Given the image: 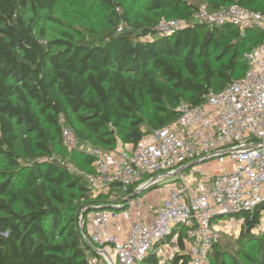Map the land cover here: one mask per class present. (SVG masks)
I'll return each instance as SVG.
<instances>
[{
    "label": "trees",
    "instance_id": "obj_1",
    "mask_svg": "<svg viewBox=\"0 0 264 264\" xmlns=\"http://www.w3.org/2000/svg\"><path fill=\"white\" fill-rule=\"evenodd\" d=\"M84 1L109 10L107 26L83 32L69 25L48 38L23 12L51 11L57 0H0V264H89L81 231L88 209L125 206L135 191V184L125 193L114 184L92 196L82 173H95L96 158L68 149L63 128L102 151L117 142L136 145L174 122L181 102L198 106L243 76L244 53L263 39L260 30L241 35L197 22L161 35L155 25L162 17L190 21L201 2L210 10L239 4L264 13V0H133L134 18L119 13L115 0ZM263 210L264 201L236 213L243 234L259 224ZM256 241L258 256L242 253L240 261L223 259L218 241L209 262L264 264V231ZM140 264H188V257L176 253L159 263L150 253Z\"/></svg>",
    "mask_w": 264,
    "mask_h": 264
},
{
    "label": "built area",
    "instance_id": "obj_2",
    "mask_svg": "<svg viewBox=\"0 0 264 264\" xmlns=\"http://www.w3.org/2000/svg\"><path fill=\"white\" fill-rule=\"evenodd\" d=\"M189 22L231 26L241 35L260 30L262 41L244 53V75L210 91L198 106L181 102L174 122L146 133L136 145L102 151L78 140L69 128L62 130L68 149L96 158L93 174L70 166L85 176L92 196L107 193L114 184L123 193L133 184L137 189L149 182L162 183L167 191L154 211L145 206L147 214L154 212L150 220H131L132 212L144 204L143 194L137 201L128 199L123 210L90 212L82 230L89 264H140L150 253L159 263L182 253L188 264H210L208 253L223 232L215 221L219 215L251 210L264 201V13L239 4L215 10L202 4L190 21L160 18L155 31L171 34ZM227 160L233 161L230 169ZM191 163L196 164L187 167ZM120 219L128 223L123 237L113 230Z\"/></svg>",
    "mask_w": 264,
    "mask_h": 264
},
{
    "label": "rangeland",
    "instance_id": "obj_3",
    "mask_svg": "<svg viewBox=\"0 0 264 264\" xmlns=\"http://www.w3.org/2000/svg\"><path fill=\"white\" fill-rule=\"evenodd\" d=\"M115 1L119 13L124 12L130 18L137 16L139 9L133 3V0ZM201 3L200 5H202ZM23 13L27 20H32L37 32L43 30L46 37L54 38L61 36L64 30L69 31V25L80 28L83 32L87 28L102 29L107 26L106 19L110 12L105 6L98 4L96 1L57 0L56 5L51 11L41 10L36 14L32 10H25ZM48 15L56 17V19L61 21V24L46 19ZM122 26L124 27L126 24L121 23ZM232 162L231 160H227L226 162V166L229 169ZM2 166H4V163L1 161L0 167ZM162 185V183L158 184L161 187ZM161 187H158V189ZM137 200L138 197L133 198V201ZM86 220L87 218L83 220V227L85 226ZM215 221L221 223L223 227V232L219 239L220 253L223 259L228 260L233 257L240 261L242 253L253 257L258 256L259 248L256 237L260 236L264 231V210L261 211L259 224L248 235L243 234V221L241 222L237 214L224 215Z\"/></svg>",
    "mask_w": 264,
    "mask_h": 264
},
{
    "label": "crops",
    "instance_id": "obj_4",
    "mask_svg": "<svg viewBox=\"0 0 264 264\" xmlns=\"http://www.w3.org/2000/svg\"><path fill=\"white\" fill-rule=\"evenodd\" d=\"M121 145L122 144L120 142H117L116 147H120ZM158 187H161V186L157 185L153 188L154 190L147 191L143 194L144 204L142 207H139L138 209H135V211L132 212L131 220L135 218L136 220L145 221V220H150L152 218V216L154 215V212L150 213V215L149 213L147 214L148 210H146L145 206L153 207V211H154L156 208H158V206L160 205L161 201L164 199L167 193L165 187L162 186L159 189ZM120 224L123 225V228L120 227ZM127 228H128V223L120 219L118 220V225L114 227L113 230L116 234L123 237Z\"/></svg>",
    "mask_w": 264,
    "mask_h": 264
},
{
    "label": "water",
    "instance_id": "obj_5",
    "mask_svg": "<svg viewBox=\"0 0 264 264\" xmlns=\"http://www.w3.org/2000/svg\"><path fill=\"white\" fill-rule=\"evenodd\" d=\"M210 157H213V155L212 156H210ZM205 160H207V158H204V159H202V160H200V161H198V163H202V162H204ZM194 164H196V163H191L190 165H188L187 167H190V166H192V165H194ZM187 167H185L183 170H185ZM158 184H155V185H152V184H150V182L149 183H147L146 185H143V186H141V187H139V188H137V189H135V191L132 193V194H130L126 199H124L123 201L124 202H126L128 199H132V198H135V197H139L143 192H146L150 187H152V186H157ZM125 207L124 206H122V205H118V206H116V207H112V209H114V210H123ZM103 209H106V206H93V207H90L88 210H89V212H93V211H98V210H103ZM249 209H240V210H238V211H232V212H229V213H227V214H236V213H239V212H242V211H248ZM85 213V209L83 210V212H82V214H81V220H82V216H83V214ZM220 216H223V214H220L219 215V217ZM82 224H81V231L83 230V220H82V222H81Z\"/></svg>",
    "mask_w": 264,
    "mask_h": 264
}]
</instances>
